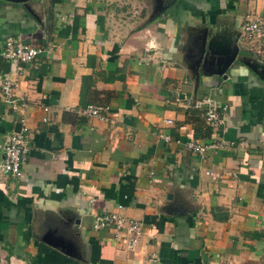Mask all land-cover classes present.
Returning <instances> with one entry per match:
<instances>
[{"label": "crops", "instance_id": "1", "mask_svg": "<svg viewBox=\"0 0 264 264\" xmlns=\"http://www.w3.org/2000/svg\"><path fill=\"white\" fill-rule=\"evenodd\" d=\"M161 7L133 25L107 0H0V51L8 36L43 49L0 54L26 104L0 100V142L22 121L28 143L21 175L0 173V264H264V38L241 30L264 0ZM83 76L102 117L81 112ZM205 96L227 105L215 133L192 106ZM111 211L141 223L134 248L92 229Z\"/></svg>", "mask_w": 264, "mask_h": 264}, {"label": "built area", "instance_id": "2", "mask_svg": "<svg viewBox=\"0 0 264 264\" xmlns=\"http://www.w3.org/2000/svg\"><path fill=\"white\" fill-rule=\"evenodd\" d=\"M242 33L246 36H255L264 38V22L263 21H245L241 25ZM43 51L42 47L37 44L22 42L20 39L8 36L4 39L1 46L0 54L6 60L29 61L37 57ZM13 82L7 77L0 80V100L7 102L10 106L18 109L19 113L24 112L26 104L21 103L16 107V101L12 92ZM193 108L201 111V117L205 124L211 128L212 132L216 131L222 124V119L226 114L227 105L219 103L212 97L205 96L193 101ZM106 111V106L99 104H87L82 110V114L88 116L102 117V113ZM171 123L170 119L166 120ZM27 127L24 123H20L17 131L11 132L0 142V173L11 177H19L21 175V166L26 161L28 152V143L25 138ZM215 133V132H214ZM164 141L169 140L167 134L161 135ZM222 144L214 138L207 142H198L194 139H188L184 142V147L194 153L203 156L208 148L218 149ZM91 227L93 230H101L104 228L112 229L115 237L119 234H126V247L132 249L135 247L141 232V223L134 219L125 218L116 212H103L94 214Z\"/></svg>", "mask_w": 264, "mask_h": 264}, {"label": "rangeland", "instance_id": "3", "mask_svg": "<svg viewBox=\"0 0 264 264\" xmlns=\"http://www.w3.org/2000/svg\"><path fill=\"white\" fill-rule=\"evenodd\" d=\"M164 1L165 0H107V2H110V6L114 7L115 5L119 22L123 23V21H128L132 22L133 25L146 16L149 11L155 12L158 10L159 7L163 5ZM260 49L263 53V45H261Z\"/></svg>", "mask_w": 264, "mask_h": 264}, {"label": "water", "instance_id": "4", "mask_svg": "<svg viewBox=\"0 0 264 264\" xmlns=\"http://www.w3.org/2000/svg\"><path fill=\"white\" fill-rule=\"evenodd\" d=\"M204 50H205V38L202 37V40H201L200 46H199L198 58H197V64H196V66H198L200 64L202 55L204 53ZM223 53L226 54L227 52H224L223 51ZM234 56H235V52L233 51L231 54H227L226 55V59H224L222 61L221 66H220V70L217 72V74L221 75L222 78H225V75L223 74V72L229 66V64L231 63V61L234 59ZM257 77L259 79H261V80H264V75L258 74ZM18 128H19V124L18 123H15L14 126H13V130L14 131H17Z\"/></svg>", "mask_w": 264, "mask_h": 264}, {"label": "trees", "instance_id": "5", "mask_svg": "<svg viewBox=\"0 0 264 264\" xmlns=\"http://www.w3.org/2000/svg\"><path fill=\"white\" fill-rule=\"evenodd\" d=\"M173 2L174 0H166L162 5L161 10L162 11L166 10ZM263 48H264V43H263ZM91 84H92V79L90 76H83L81 78V83L79 87V97H78V104L81 107H85L87 104V100L85 96L87 89L90 88Z\"/></svg>", "mask_w": 264, "mask_h": 264}]
</instances>
